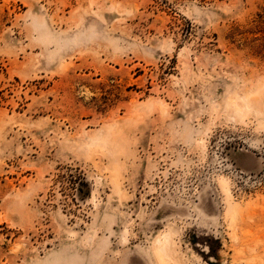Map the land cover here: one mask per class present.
<instances>
[{"label":"rangeland","instance_id":"obj_1","mask_svg":"<svg viewBox=\"0 0 264 264\" xmlns=\"http://www.w3.org/2000/svg\"><path fill=\"white\" fill-rule=\"evenodd\" d=\"M0 264H264V0H0Z\"/></svg>","mask_w":264,"mask_h":264},{"label":"bare ground","instance_id":"obj_2","mask_svg":"<svg viewBox=\"0 0 264 264\" xmlns=\"http://www.w3.org/2000/svg\"><path fill=\"white\" fill-rule=\"evenodd\" d=\"M104 144H105V142L102 143V146H104ZM168 242L170 243V240H168ZM156 243L158 245L157 248H156L158 252L157 251L156 252L160 255L161 258H164L165 257V253L163 251V248L161 247L160 241L159 240H156ZM165 262H167V261H165Z\"/></svg>","mask_w":264,"mask_h":264}]
</instances>
